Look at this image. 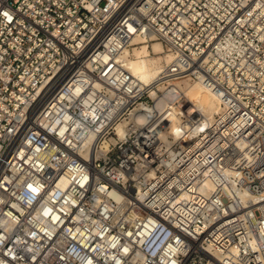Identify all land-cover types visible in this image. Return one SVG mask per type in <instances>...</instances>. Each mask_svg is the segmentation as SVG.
Wrapping results in <instances>:
<instances>
[{
    "label": "built area",
    "instance_id": "1",
    "mask_svg": "<svg viewBox=\"0 0 264 264\" xmlns=\"http://www.w3.org/2000/svg\"><path fill=\"white\" fill-rule=\"evenodd\" d=\"M0 264H264V0H0Z\"/></svg>",
    "mask_w": 264,
    "mask_h": 264
},
{
    "label": "bare ground",
    "instance_id": "2",
    "mask_svg": "<svg viewBox=\"0 0 264 264\" xmlns=\"http://www.w3.org/2000/svg\"><path fill=\"white\" fill-rule=\"evenodd\" d=\"M132 45L131 49L125 48L117 57L131 75L145 84L155 81L163 67L173 58V54L164 49L161 41L153 33L148 37L135 36ZM184 86L188 99L195 104L196 110L205 114L207 118H212L220 111L217 97L204 88L202 83L185 81Z\"/></svg>",
    "mask_w": 264,
    "mask_h": 264
},
{
    "label": "rangeland",
    "instance_id": "3",
    "mask_svg": "<svg viewBox=\"0 0 264 264\" xmlns=\"http://www.w3.org/2000/svg\"><path fill=\"white\" fill-rule=\"evenodd\" d=\"M133 45H134V44H133ZM133 45H132V46H133ZM132 46L130 47V49L132 48ZM163 47H164V46H163ZM164 49H165V48H164Z\"/></svg>",
    "mask_w": 264,
    "mask_h": 264
}]
</instances>
